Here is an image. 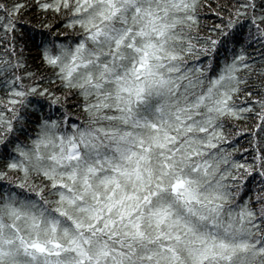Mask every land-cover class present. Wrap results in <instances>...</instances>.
Masks as SVG:
<instances>
[{
    "label": "clouds",
    "instance_id": "1",
    "mask_svg": "<svg viewBox=\"0 0 264 264\" xmlns=\"http://www.w3.org/2000/svg\"><path fill=\"white\" fill-rule=\"evenodd\" d=\"M0 264H264V0H0Z\"/></svg>",
    "mask_w": 264,
    "mask_h": 264
},
{
    "label": "trees",
    "instance_id": "2",
    "mask_svg": "<svg viewBox=\"0 0 264 264\" xmlns=\"http://www.w3.org/2000/svg\"><path fill=\"white\" fill-rule=\"evenodd\" d=\"M215 5H213V7H214ZM207 19H209V20H211V21H213V22H218V20H217V18H216V16H215V13L214 12H210L209 14H208V16H207Z\"/></svg>",
    "mask_w": 264,
    "mask_h": 264
},
{
    "label": "snow or ice",
    "instance_id": "3",
    "mask_svg": "<svg viewBox=\"0 0 264 264\" xmlns=\"http://www.w3.org/2000/svg\"><path fill=\"white\" fill-rule=\"evenodd\" d=\"M42 7L47 8L48 5L47 4H44V5H42ZM37 247H39V246L37 245Z\"/></svg>",
    "mask_w": 264,
    "mask_h": 264
}]
</instances>
